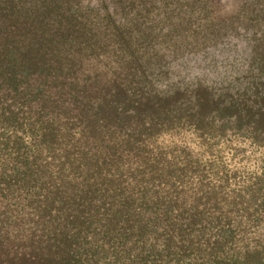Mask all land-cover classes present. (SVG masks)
<instances>
[{"label": "trees", "instance_id": "1", "mask_svg": "<svg viewBox=\"0 0 264 264\" xmlns=\"http://www.w3.org/2000/svg\"><path fill=\"white\" fill-rule=\"evenodd\" d=\"M80 12L77 0H0V264H264L249 200L223 214L201 197L181 206L174 184L197 160L162 138L184 125L201 138L198 107L220 104L264 147V80L254 103L197 92L184 113L169 98L121 100L141 59Z\"/></svg>", "mask_w": 264, "mask_h": 264}, {"label": "rangeland", "instance_id": "2", "mask_svg": "<svg viewBox=\"0 0 264 264\" xmlns=\"http://www.w3.org/2000/svg\"><path fill=\"white\" fill-rule=\"evenodd\" d=\"M77 1L90 24L87 31L93 26L120 42L125 58L141 59L134 64L139 84L124 91L121 100L135 94L169 98L172 111L184 113L186 96L197 92L204 99L243 97L250 103L262 97L256 87L264 80V12H252L247 0ZM257 9L264 11V5ZM198 108L193 118L204 113L210 125L201 138L186 125L162 137L178 148L184 141L187 159L197 160L174 184V191L186 193L177 196L179 204L196 206L194 199L201 197L223 214L249 200L248 213L264 219L263 208L255 204L264 194V147L248 141L251 130L240 128L237 117L227 120L230 113L222 105ZM241 209L231 212L243 215ZM247 229L254 237L264 235L263 226Z\"/></svg>", "mask_w": 264, "mask_h": 264}]
</instances>
